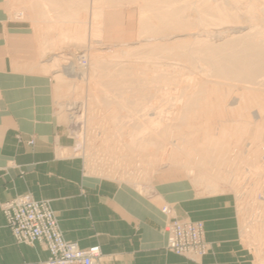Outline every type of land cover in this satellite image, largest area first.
Listing matches in <instances>:
<instances>
[{"label": "rangeland", "instance_id": "1", "mask_svg": "<svg viewBox=\"0 0 264 264\" xmlns=\"http://www.w3.org/2000/svg\"><path fill=\"white\" fill-rule=\"evenodd\" d=\"M213 6L238 24L222 23ZM163 7L212 35L246 28L208 36L214 47L250 29L264 38V0H0V19L21 39L15 61L45 83L58 158L158 209L166 252L201 264L232 244L225 252L234 264H264V68L230 71L232 78L201 54L190 61L167 49L168 33L154 22ZM16 141L33 150L37 138ZM22 197L47 207L67 243L98 248L97 264L114 260L99 245L67 240L53 201L29 193L0 201L17 247L37 244L19 240L5 214ZM39 244L49 252L39 264H53Z\"/></svg>", "mask_w": 264, "mask_h": 264}, {"label": "crops", "instance_id": "2", "mask_svg": "<svg viewBox=\"0 0 264 264\" xmlns=\"http://www.w3.org/2000/svg\"><path fill=\"white\" fill-rule=\"evenodd\" d=\"M13 33L0 19V169L6 170L0 173V201L26 193L51 199L65 238L81 247L99 245L114 259L107 264H195L165 251L164 217L158 209L135 201L115 183L82 177L81 165L57 157L53 105L45 83L15 61L21 39ZM18 134L35 136L34 149L18 144ZM4 224L0 212V264H39L49 258L39 243L17 247ZM207 229L213 239L212 226ZM220 245L201 264H234L236 258L225 252L232 244Z\"/></svg>", "mask_w": 264, "mask_h": 264}, {"label": "bare ground", "instance_id": "3", "mask_svg": "<svg viewBox=\"0 0 264 264\" xmlns=\"http://www.w3.org/2000/svg\"><path fill=\"white\" fill-rule=\"evenodd\" d=\"M217 7L220 6H213L211 9L222 23L238 24V22L234 21L236 19L234 15L226 13V10L221 7V10H218ZM178 17V11H170L168 7L167 9L163 7L156 11V21H154L156 27L160 29L164 27L166 31L163 32L168 33V35H162V40L165 41L164 45L167 49L177 54L180 53V56L186 59L190 58V61L196 55L201 54L209 59L211 64L215 67L217 66V69H220L224 75L228 74L232 78L236 77L230 71L249 68L253 71L252 73H257L264 68V38H259L257 34L255 35L253 33L254 30L250 29L249 33L243 38L232 39L220 47H214L208 43V38L215 37L214 39L220 40L223 34L243 33L246 28L235 25L225 31H217L212 35L208 29H194L191 24L178 23ZM159 21L161 22L159 23ZM225 51L226 53L224 54ZM65 71L69 75H73V68H66ZM197 101L194 100L192 105H195Z\"/></svg>", "mask_w": 264, "mask_h": 264}, {"label": "built area", "instance_id": "4", "mask_svg": "<svg viewBox=\"0 0 264 264\" xmlns=\"http://www.w3.org/2000/svg\"><path fill=\"white\" fill-rule=\"evenodd\" d=\"M5 214L19 240L48 245L53 264H97L99 249L81 251L67 243L57 231L56 223L48 211L29 197H22L7 205Z\"/></svg>", "mask_w": 264, "mask_h": 264}]
</instances>
